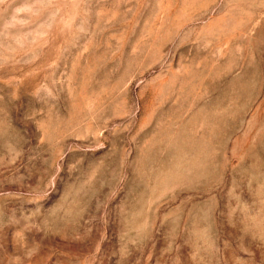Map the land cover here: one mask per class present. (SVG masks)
Here are the masks:
<instances>
[{
  "label": "rangeland",
  "instance_id": "374dc122",
  "mask_svg": "<svg viewBox=\"0 0 264 264\" xmlns=\"http://www.w3.org/2000/svg\"><path fill=\"white\" fill-rule=\"evenodd\" d=\"M0 264H264V0H0Z\"/></svg>",
  "mask_w": 264,
  "mask_h": 264
}]
</instances>
